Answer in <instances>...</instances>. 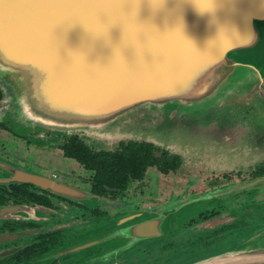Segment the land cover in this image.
Listing matches in <instances>:
<instances>
[{
  "label": "water",
  "instance_id": "1",
  "mask_svg": "<svg viewBox=\"0 0 264 264\" xmlns=\"http://www.w3.org/2000/svg\"><path fill=\"white\" fill-rule=\"evenodd\" d=\"M0 90L20 133L250 163L264 153V0H0ZM186 264H264V248Z\"/></svg>",
  "mask_w": 264,
  "mask_h": 264
},
{
  "label": "flooded vegetation",
  "instance_id": "2",
  "mask_svg": "<svg viewBox=\"0 0 264 264\" xmlns=\"http://www.w3.org/2000/svg\"><path fill=\"white\" fill-rule=\"evenodd\" d=\"M236 245L264 248V153L210 167L0 118V264H179Z\"/></svg>",
  "mask_w": 264,
  "mask_h": 264
},
{
  "label": "rangeland",
  "instance_id": "3",
  "mask_svg": "<svg viewBox=\"0 0 264 264\" xmlns=\"http://www.w3.org/2000/svg\"><path fill=\"white\" fill-rule=\"evenodd\" d=\"M251 112V111H250ZM243 114H244V111H243ZM250 114V113H249ZM248 114V115H249ZM245 115V114H244ZM247 115V118H248V120H245V121H247V123L249 124V123H252L251 121H250V119H249V116ZM263 117H264V114H263ZM262 117V118H263ZM244 118V117H243ZM261 122H262V119H261ZM237 246H239V245H236V246H233L232 248H234V247H237ZM232 248H230V249H232ZM225 250H229V248L228 249H225ZM225 250H219V251H217V252H222V251H225ZM216 253V252H215ZM213 254V253H212ZM210 255V254H209ZM208 256V255H207ZM205 257V256H204ZM202 258V257H201ZM197 259H199V258H197ZM192 260H195V259H192ZM191 259H187V260H185V261H183L182 263H179V264H186V263H188V262H190V261H192Z\"/></svg>",
  "mask_w": 264,
  "mask_h": 264
}]
</instances>
